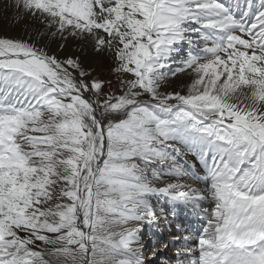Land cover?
Here are the masks:
<instances>
[{
    "label": "snow or ice",
    "instance_id": "snow-or-ice-1",
    "mask_svg": "<svg viewBox=\"0 0 264 264\" xmlns=\"http://www.w3.org/2000/svg\"><path fill=\"white\" fill-rule=\"evenodd\" d=\"M0 15L46 29L0 35V264H264V0H0ZM49 36L109 55L115 85ZM140 224L174 227L151 259Z\"/></svg>",
    "mask_w": 264,
    "mask_h": 264
},
{
    "label": "bare ground",
    "instance_id": "bare-ground-1",
    "mask_svg": "<svg viewBox=\"0 0 264 264\" xmlns=\"http://www.w3.org/2000/svg\"><path fill=\"white\" fill-rule=\"evenodd\" d=\"M0 21L7 22L9 25L16 23H28V25L25 27V29L18 33L17 36L21 39H28L29 37H32L34 40H40L43 39V36H37L36 35V30L39 29L41 33H44L46 29L44 26L37 21L33 19H26L21 22H17L16 19H13L11 17L5 18L4 16L0 15ZM19 26V25H18ZM9 30V29H8ZM6 33V32H5ZM10 34H15V32H10ZM0 35H4L2 32H0ZM11 37H16L11 35ZM17 37V38H18ZM44 44L48 46L49 49H51L54 53L59 54L61 58H65L67 56H72L75 54L76 56L80 57H87L89 62L93 64L95 67L97 64L101 67V64H103V60H101V53L98 52H92L85 44L83 41L79 40L78 38H73V37H68L67 40H61L58 36L57 37H51L49 36L48 39L44 40ZM60 44L64 45V48L61 49L59 47ZM101 63V64H100ZM103 66V65H102ZM106 69V68H105ZM104 69V70H105ZM190 81L188 80L187 77L181 76L180 79H173L170 81L169 85L167 86V91H172L173 89L175 90H181L185 87L186 83H189ZM157 206V205H156ZM132 226H137V225H132ZM139 227H141L139 225ZM142 229V228H141ZM144 230L142 229L141 235L143 236ZM144 242L146 245L151 246L154 241L156 240H151L147 239L144 237ZM156 243L155 247L159 248L160 245ZM147 249V248H146Z\"/></svg>",
    "mask_w": 264,
    "mask_h": 264
},
{
    "label": "rangeland",
    "instance_id": "rangeland-1",
    "mask_svg": "<svg viewBox=\"0 0 264 264\" xmlns=\"http://www.w3.org/2000/svg\"><path fill=\"white\" fill-rule=\"evenodd\" d=\"M27 25H28V23H24V24L23 23H20V24L14 23V25L13 24L9 25L7 22L0 21V32H2L5 36L11 37V35H13V36H16L15 38H17L18 37L17 34L22 32ZM11 31L15 32V34H10ZM101 55H102L101 60H103V64L100 63L101 68L103 69L102 78L111 79L113 81V84L115 85V83H116L115 77L110 71V67H111V63H112L111 57L109 55H105L104 53H101ZM148 248H152V247L148 246L147 249Z\"/></svg>",
    "mask_w": 264,
    "mask_h": 264
}]
</instances>
